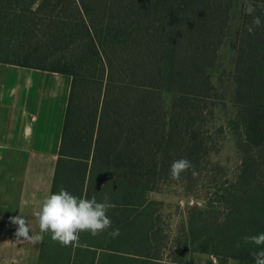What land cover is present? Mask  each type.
<instances>
[{
  "label": "trees",
  "instance_id": "1",
  "mask_svg": "<svg viewBox=\"0 0 264 264\" xmlns=\"http://www.w3.org/2000/svg\"><path fill=\"white\" fill-rule=\"evenodd\" d=\"M250 2L252 15L245 0H0V63L72 78L50 195L115 205L112 228L75 246L43 233L38 264H255L264 245L242 237L264 233V0ZM223 137L234 176L213 159ZM179 181L205 204L168 249L151 194Z\"/></svg>",
  "mask_w": 264,
  "mask_h": 264
},
{
  "label": "crops",
  "instance_id": "2",
  "mask_svg": "<svg viewBox=\"0 0 264 264\" xmlns=\"http://www.w3.org/2000/svg\"><path fill=\"white\" fill-rule=\"evenodd\" d=\"M71 81L68 75L0 63V158L28 160L19 197L12 194L10 204H0L7 210L0 211V264H38L42 242L18 240L12 218L21 216L43 237L34 209L50 196Z\"/></svg>",
  "mask_w": 264,
  "mask_h": 264
},
{
  "label": "clouds",
  "instance_id": "3",
  "mask_svg": "<svg viewBox=\"0 0 264 264\" xmlns=\"http://www.w3.org/2000/svg\"><path fill=\"white\" fill-rule=\"evenodd\" d=\"M256 11L250 0H245V12L252 15ZM262 26L259 16H254L252 26L248 31L252 33L254 27ZM191 168V162L187 159L174 160L170 166V177L179 179L181 174ZM35 198V197H33ZM115 205L110 202V197L105 194L103 202H98L95 196L91 199L77 197L65 189L45 198L40 209H34V214L39 220L40 231L50 233L51 239L63 247L75 246L80 233L88 232L92 236L100 235L112 228V220L107 215L109 209ZM12 223L18 225L16 236L18 240H30L32 243L42 242L43 237L33 232L31 225L21 216L12 218ZM30 230L32 234L30 235ZM113 238L120 235L118 228L109 232ZM244 243H254L257 246L264 245V233L255 236L242 237ZM239 246V245H238ZM255 264H264V250L252 254Z\"/></svg>",
  "mask_w": 264,
  "mask_h": 264
},
{
  "label": "rangeland",
  "instance_id": "4",
  "mask_svg": "<svg viewBox=\"0 0 264 264\" xmlns=\"http://www.w3.org/2000/svg\"><path fill=\"white\" fill-rule=\"evenodd\" d=\"M229 49H225L222 52V60L217 74H222L225 70V65L231 59ZM64 124V123H63ZM223 145L221 150L213 156L215 161H219L225 166L227 174L234 176L239 167V155L234 146V143L230 137H223L221 143ZM2 154V153H0ZM28 160L23 158L6 159L0 158V204H10V196L15 194L19 197L21 192V186L25 180V163ZM33 171V167H30V172ZM41 173V172H39ZM3 183V187H1ZM203 185L199 186L202 190L206 189V181L202 182ZM17 186L16 191H12L13 186ZM189 185H183L181 181L168 184L161 188L159 191L151 194V199L154 207L157 208L161 220L158 222L157 227L164 229V234L169 236L168 249H171L173 243V236H177V233L183 224L186 210L188 207L199 205L204 207L205 202L197 197V192L192 195L193 191H190ZM19 191V192H18ZM206 191V190H205ZM204 192V191H203ZM49 197V196H48ZM2 213H6V208L1 209ZM168 252V250H166ZM195 264H207L208 261H212L214 264H218L217 258L214 255H208L203 253H197L194 255ZM164 259L167 256L164 255ZM240 264L239 261L235 262Z\"/></svg>",
  "mask_w": 264,
  "mask_h": 264
}]
</instances>
